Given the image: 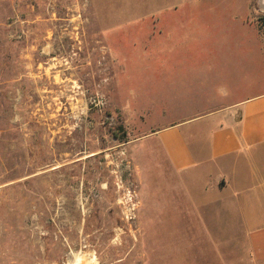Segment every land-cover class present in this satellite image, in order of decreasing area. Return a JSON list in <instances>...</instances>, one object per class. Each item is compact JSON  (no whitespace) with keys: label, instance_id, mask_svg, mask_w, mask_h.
Segmentation results:
<instances>
[{"label":"rangeland","instance_id":"rangeland-1","mask_svg":"<svg viewBox=\"0 0 264 264\" xmlns=\"http://www.w3.org/2000/svg\"><path fill=\"white\" fill-rule=\"evenodd\" d=\"M258 1L0 0V264H220L158 210L160 133L264 92Z\"/></svg>","mask_w":264,"mask_h":264},{"label":"crops","instance_id":"crops-1","mask_svg":"<svg viewBox=\"0 0 264 264\" xmlns=\"http://www.w3.org/2000/svg\"><path fill=\"white\" fill-rule=\"evenodd\" d=\"M181 3L165 0L162 7L176 9ZM181 118L189 121L165 129L198 123L190 128L189 141L167 139L164 133L169 130L160 133L165 173L158 177L164 186L161 192L159 188L158 210L170 205L191 238H205L212 250L208 260L264 264V92ZM213 230L224 233L220 241Z\"/></svg>","mask_w":264,"mask_h":264},{"label":"bare ground","instance_id":"bare-ground-1","mask_svg":"<svg viewBox=\"0 0 264 264\" xmlns=\"http://www.w3.org/2000/svg\"><path fill=\"white\" fill-rule=\"evenodd\" d=\"M261 5H262V7L264 8V0H261ZM92 256H93V255H92ZM87 257H88V256H87ZM79 259H80V257L77 256V255H75L73 264H78ZM72 260H73V259H72ZM90 261H91V262H90L91 264H98V263L96 262V260L93 259V258H92Z\"/></svg>","mask_w":264,"mask_h":264}]
</instances>
